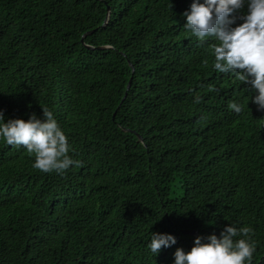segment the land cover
Wrapping results in <instances>:
<instances>
[{"label": "trees", "instance_id": "trees-1", "mask_svg": "<svg viewBox=\"0 0 264 264\" xmlns=\"http://www.w3.org/2000/svg\"><path fill=\"white\" fill-rule=\"evenodd\" d=\"M0 264H264V0H0Z\"/></svg>", "mask_w": 264, "mask_h": 264}, {"label": "water", "instance_id": "water-1", "mask_svg": "<svg viewBox=\"0 0 264 264\" xmlns=\"http://www.w3.org/2000/svg\"><path fill=\"white\" fill-rule=\"evenodd\" d=\"M107 12L109 13V8H107ZM107 13V14H108ZM106 24V21H105V23H104V25ZM93 32V31H92ZM91 31L90 32H87V33H85L83 36H82V39H81V43L88 49V50H103V49H107V47H92V46H87V45H85L84 44V42H83V40H84V38L86 37V36H88L89 34H91L92 33ZM129 67L131 68V73L133 74L134 73V68H133V66H132V64L131 63H129ZM130 85H131V80L128 82V84H127V87H126V92H125V94H124V98L126 97V94H127V91L129 90V88H130ZM123 98V99H124ZM137 135V134H136ZM137 137H138V140L139 141H142V138L139 136V135H137ZM184 234H186V235H189V236H196L197 235V232L196 231H189V230H186V231H184Z\"/></svg>", "mask_w": 264, "mask_h": 264}]
</instances>
